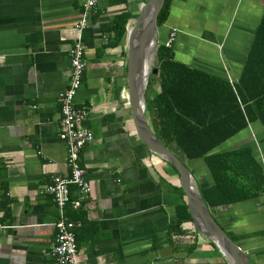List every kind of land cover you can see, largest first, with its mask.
<instances>
[{
  "label": "crops",
  "instance_id": "obj_1",
  "mask_svg": "<svg viewBox=\"0 0 264 264\" xmlns=\"http://www.w3.org/2000/svg\"><path fill=\"white\" fill-rule=\"evenodd\" d=\"M85 1L0 0V264H54L60 214L45 188L54 174L70 172L58 94L69 84L79 40L87 68L76 102L88 107L83 125L94 134L80 161L92 190L80 209L66 211L82 222L81 263L228 264L193 221L174 227L178 207L188 203L180 174L138 134L129 60L148 0H99L80 29ZM121 15L126 29L117 40ZM263 16L264 0H172L159 43L176 30L177 61L237 83ZM233 148L251 149L264 171L263 122H250L216 151ZM197 180L214 183L210 171ZM79 194L72 185V198ZM211 211L250 264H264V192Z\"/></svg>",
  "mask_w": 264,
  "mask_h": 264
},
{
  "label": "trees",
  "instance_id": "obj_2",
  "mask_svg": "<svg viewBox=\"0 0 264 264\" xmlns=\"http://www.w3.org/2000/svg\"><path fill=\"white\" fill-rule=\"evenodd\" d=\"M171 2L165 0L158 26L166 22ZM126 22L124 15L116 18L117 40L123 37ZM158 56L159 73L152 75L149 87L156 79L159 91L152 97L147 93L148 120L167 148H179L184 162L205 159L214 181L210 186H200L208 207L213 210L264 192V171L251 149L216 151L250 122L259 119L264 124V16L237 83L177 61L173 48L164 43L158 48ZM177 210L174 227L180 230L192 216L187 202Z\"/></svg>",
  "mask_w": 264,
  "mask_h": 264
},
{
  "label": "water",
  "instance_id": "obj_3",
  "mask_svg": "<svg viewBox=\"0 0 264 264\" xmlns=\"http://www.w3.org/2000/svg\"><path fill=\"white\" fill-rule=\"evenodd\" d=\"M164 2L165 0H148L130 48L129 78L138 134L153 154L169 162L179 172L181 184L188 195V209L195 229L218 246L228 264H250L247 253L216 220L205 203L198 180L191 169L174 151L165 146L148 120L147 90L152 75L159 73L157 20Z\"/></svg>",
  "mask_w": 264,
  "mask_h": 264
},
{
  "label": "built area",
  "instance_id": "obj_4",
  "mask_svg": "<svg viewBox=\"0 0 264 264\" xmlns=\"http://www.w3.org/2000/svg\"><path fill=\"white\" fill-rule=\"evenodd\" d=\"M99 6V0H86L84 2V17L77 24V28L87 25V16ZM177 36V31L172 30L165 41L167 47H172ZM71 78L66 89L58 94L60 104V137L68 147L67 162L70 166L68 175L54 174L52 183L45 191L53 195L59 208L60 218L55 223L56 235L52 247L54 264H82L80 261V248L77 240L76 230L82 226L81 221H73L67 215V207L80 209L83 202L91 194V184L87 178V168L80 161V154L88 143L93 141V132L86 128L83 123L89 115L86 106H79L76 96L82 86L86 68V52L81 40L77 41L70 51ZM76 185L80 191L78 198L71 196V186ZM5 228L0 223V230Z\"/></svg>",
  "mask_w": 264,
  "mask_h": 264
},
{
  "label": "rangeland",
  "instance_id": "obj_5",
  "mask_svg": "<svg viewBox=\"0 0 264 264\" xmlns=\"http://www.w3.org/2000/svg\"><path fill=\"white\" fill-rule=\"evenodd\" d=\"M161 44H163V43H161ZM157 91H159V83H158V80L153 79V83L149 87L148 94H149V96L152 97V96H154L157 93ZM147 116H148V114H147ZM171 149L176 154L180 155V157H182L183 154H182V152L179 150V148L176 145H172ZM186 164L188 165V167L191 169V171L193 172V174L197 178H198V176L201 177V175H204L205 172L206 173L209 172L208 165H207V163H206L204 158H198V159L189 160V161H186Z\"/></svg>",
  "mask_w": 264,
  "mask_h": 264
}]
</instances>
